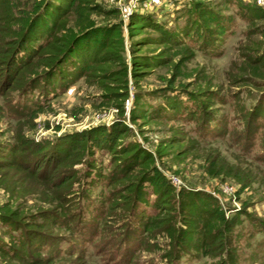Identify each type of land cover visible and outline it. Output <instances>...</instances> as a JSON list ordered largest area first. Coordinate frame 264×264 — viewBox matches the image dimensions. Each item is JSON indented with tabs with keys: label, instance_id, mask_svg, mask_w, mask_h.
<instances>
[{
	"label": "rangeland",
	"instance_id": "374dc122",
	"mask_svg": "<svg viewBox=\"0 0 264 264\" xmlns=\"http://www.w3.org/2000/svg\"><path fill=\"white\" fill-rule=\"evenodd\" d=\"M192 1L204 2L215 8L222 2L97 0L103 11L109 13L90 11L86 17L76 11L68 15L57 31V35L65 39L79 32L89 21L97 26L119 24L121 33H117L115 37L117 47L110 51L113 56H119L120 60L118 58L114 65L97 62L91 67L90 74L66 91L58 89L57 95H50L49 101L45 97L39 98L37 92L34 98L31 94L25 97L29 99L28 102L24 98H18V93L14 94V106L16 103L32 105L33 100H41L42 103H48V106L36 118L20 122L3 116L0 111V144L12 142L19 135L36 142H48L68 134L81 135L85 132L91 139L97 140L106 135L101 130L124 122L129 132L121 138L119 144L136 143L146 153L152 154L153 162L171 179L172 184L173 179L177 180L178 183L174 184L177 190L184 187L193 192L213 195L227 210L229 217H234L240 210L247 212L248 215L238 216L234 241L228 246L229 249H234V253L231 251V264H264V228L257 226L255 221L258 219L264 222V164L260 163V160H264V19L249 22L237 15L234 33L216 47L200 45L199 41L197 46L193 45V39L196 38L191 37L192 34L188 42L196 53L187 47L163 44L164 39L150 22L142 20V23H138L141 20L140 14L151 16L171 33L185 34L187 28H191L185 5ZM245 2L258 4L257 0ZM208 24L215 27L211 22ZM140 42H145V45L138 47ZM140 57H144L152 68L150 72L139 73V78H134L133 64L140 63ZM41 64L37 63L35 66L40 69V73L44 70H41ZM171 85L172 89L183 87L194 96L201 97L193 99V95L172 92L168 90ZM210 93L223 96L227 103L221 104V100ZM175 99L179 100L183 108L169 110L170 106H174ZM203 105L208 107V113L204 115ZM252 114L260 118H255L256 122L248 128ZM245 136H248L247 140L241 141ZM94 157L98 166L105 168L104 178L108 177L109 169H117L124 164V159H121L122 164L117 162L113 166L117 159L106 150L96 151ZM85 160L86 157L74 168L78 170V178L82 174L86 175ZM210 162L224 166L225 170L219 177L209 174ZM234 170L242 178L251 180V185L246 190L243 191L237 183L239 180L230 175ZM10 181L9 176L0 172L2 213L13 214L21 220L25 218L26 223L27 218L49 207L47 201L53 200V197L40 193L35 185L23 186ZM81 184L87 183L84 181ZM130 184L127 179L112 187L111 191L119 196L127 195L126 200L131 201L132 195L126 191ZM75 185L76 189L81 187L78 183ZM90 187L91 191L87 192L89 200L100 204L101 186L90 185L88 188ZM176 194L177 191L170 195L172 206L169 212L172 215L180 214L183 204L174 197ZM144 208L141 206L139 210ZM120 209H115L111 214L108 227L116 228L125 222L116 218L124 210ZM147 211L148 215L155 213L152 209ZM36 220L43 222L38 216ZM136 222L130 234L132 242L123 248L130 252L137 250L133 252L132 264H166L163 254L170 248L168 236L159 238L163 250L144 251V246L154 244L156 240L150 238L143 245L140 222ZM51 230L56 235L67 234L54 228ZM11 235L20 236L21 232L0 220V240L9 243L12 241ZM112 236L114 235L110 231L104 239L97 242L100 248H109L106 255H103L107 258L114 254L113 248L109 246L112 243L109 238ZM190 237L192 245L197 235L191 233ZM86 245L92 252H96L97 246L93 247L90 243ZM62 246L68 247L69 243L65 242ZM123 249L119 250L122 255ZM119 259L109 263L124 264ZM104 260L106 261L98 259L101 263ZM228 260L227 255H223V249L215 247L209 257L196 258L193 253H186L179 263L174 264H219ZM0 264H7L1 256ZM55 264L84 263L67 257L57 260Z\"/></svg>",
	"mask_w": 264,
	"mask_h": 264
},
{
	"label": "trees",
	"instance_id": "16d2710c",
	"mask_svg": "<svg viewBox=\"0 0 264 264\" xmlns=\"http://www.w3.org/2000/svg\"><path fill=\"white\" fill-rule=\"evenodd\" d=\"M96 1L0 0V111L3 116L17 122L28 118L32 120L45 111L48 103L33 100L32 105L16 103L14 106V94L18 93V98L25 99L29 94L34 98L37 92L39 98L45 97L49 101L50 95H57L59 90L66 91L90 74L91 67L97 62H105L106 65L117 63L119 56H113L110 49L117 47L115 37L121 33L119 24L97 26L89 21L79 32L66 39L57 35L64 19L76 11L86 17L90 11L107 13ZM185 13L188 14L191 28H187L188 31L181 35L171 33L151 16L140 14L141 20L138 23H142V20L150 22L164 39L163 44L187 47L196 53L188 42L192 34L191 37L196 38H190L195 40L193 45L197 46L199 41L200 45L216 47L234 33L237 15L249 22L263 20L264 6L247 3L245 0H222L215 8L204 2L192 1L185 5ZM210 22L215 27L210 26ZM138 45L141 47L145 42ZM140 60V63L133 64L134 78H139V73L151 71L150 63L144 57ZM37 63H42L43 72L35 68ZM123 73L126 75V70ZM170 87L168 90L172 92L193 95L186 88ZM210 95L219 98L221 104L227 103L223 96L216 93ZM192 97L196 99L201 96ZM28 101L25 99V102ZM174 103L169 110L183 108L179 100L175 99ZM207 109L202 106V115L208 113ZM257 117L260 118L250 115L248 128L256 122ZM102 131L106 135L97 140L91 139L85 132L81 135L68 134L48 142H36L19 135L12 142L0 144V172L9 176L10 183L35 185L40 193L53 197V200L47 201L49 207L31 215L26 223L25 218L21 220L13 214L0 212L1 221L21 232L20 236L11 235L12 241L9 243L0 240V256L3 261L7 264H55L61 258L73 257L84 264H110V261L120 258L124 264H132L136 249L131 252L124 249L132 242L130 234L138 221L143 233L142 244L150 238L156 240L154 244L144 246V251H161L164 247L159 243L160 236L167 235L170 239V248L163 254L166 264L179 263L186 253H193L196 258L209 257L215 247H221L223 255L229 258L228 262L219 264H231L234 249L228 246L234 241L238 216L248 215L247 212L240 210L234 217H229L227 210L213 195L193 192L184 187L177 190L171 179L155 165L152 154L146 153L136 143L119 144L121 138L129 132L124 122ZM247 137L241 141L247 140ZM100 150H106L117 159L113 166L124 161L120 168L109 169L106 178L102 177L105 168L98 166L94 159L96 151ZM84 157L86 175L82 174L78 178V170L74 168L82 163ZM121 159L124 160L121 162ZM260 163L264 164V160H260ZM223 170L225 168L222 164L210 162L209 174L212 176L219 177ZM230 175L239 180L237 183L243 191L251 185V180L242 178L237 170ZM127 179L131 183L126 189L132 195L131 201L126 200L127 195L119 196L111 191L112 187ZM84 181L88 185H82ZM76 183L81 187L76 189ZM90 185L101 186L100 204L89 200L87 192L91 191V187L88 188ZM175 191L177 194L174 197L183 203L178 215L169 212L172 206L170 195L175 194ZM141 206L145 208L140 211ZM119 208L124 210L116 218L125 222L116 228L108 227V219ZM147 209L155 213L148 215ZM37 216L43 222H38ZM255 221L257 226L264 228V222L258 219ZM53 228L68 236L56 235L51 230ZM110 231L114 236L109 238L112 241L109 246L113 248L114 254L107 258L103 255H106L109 248H100L97 242ZM191 233L197 235L192 245ZM65 242L69 246L63 248ZM87 243L97 246L96 252H92ZM122 249L125 256L119 251ZM98 259L106 261L101 263Z\"/></svg>",
	"mask_w": 264,
	"mask_h": 264
},
{
	"label": "built area",
	"instance_id": "2783aa9c",
	"mask_svg": "<svg viewBox=\"0 0 264 264\" xmlns=\"http://www.w3.org/2000/svg\"><path fill=\"white\" fill-rule=\"evenodd\" d=\"M259 6H264V0H257ZM174 184L178 183L177 180L173 179Z\"/></svg>",
	"mask_w": 264,
	"mask_h": 264
}]
</instances>
